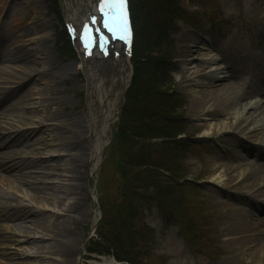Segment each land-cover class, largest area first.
Instances as JSON below:
<instances>
[{"label":"rangeland","instance_id":"1","mask_svg":"<svg viewBox=\"0 0 264 264\" xmlns=\"http://www.w3.org/2000/svg\"><path fill=\"white\" fill-rule=\"evenodd\" d=\"M177 2L186 15L184 20H176L178 31L168 33V40L173 42V47L168 50L174 56L172 89L184 100L178 112L183 129L189 136L188 140L184 141V150L182 149L180 153L161 147L158 145L161 141L159 139H151L149 142L140 139L133 143L132 138H127L126 145L115 143L116 140L113 139L116 123L125 102L126 88H123L120 82L113 83L117 91L115 97H112L113 123L106 132V142L94 170L90 169L94 134L91 133L89 139L84 141L89 157L87 166L80 167L86 176L81 197H85L88 214L77 223L74 230L76 245L72 256L73 264H127L117 261L110 251L102 253L92 249L93 242L97 241L96 232L99 229L101 214L105 211L108 215L117 217L121 213L119 206L127 204L124 180L117 172L115 163L123 161L124 153L132 154L129 148L131 143L135 147L155 143V147L148 153L151 159L166 169L169 164L175 162L173 166L180 169L171 178L167 172L159 171L158 179L163 185L165 180L171 182L169 193L160 197L164 199L163 203H158L155 199L153 205L142 202L144 192L141 189L133 199L141 223L150 228L155 236L151 245L135 250L136 256L133 259L138 264H235L231 257L234 250L233 242L227 241L229 236H223L222 230L241 218H251L259 222L262 229L264 228V120L259 116L264 105V100L260 99L264 89L260 95L242 100L239 106L219 108V111L214 113L215 119L220 120L219 125L202 113L196 115L191 110V100L197 96V92L201 89H210L200 84L202 81L196 78L197 75L203 74L202 70L209 73V76L227 78L229 74L224 68L228 64L234 66L232 63L237 62V58L245 54L246 59L236 65L240 74L246 76L250 82L261 77L260 71L254 69L255 62L258 68L264 66V0H177ZM89 3V0H58L60 11L57 13L53 0H50V3L48 0H0V50L3 52V58L0 59V89L14 90L18 84L28 79L26 76L34 78L19 90L22 93L21 97L25 95L22 104L10 114L0 116V124L6 127L9 135L7 138L18 140L16 145L25 151L21 157L32 160L45 159L50 155L66 157L68 152L56 147L60 141H66V136L62 137L52 130L51 124L62 123L63 118L77 111L84 112L87 120H90L92 115L95 118L98 116L97 95L91 92L87 73L80 69V55L69 39L65 26L68 8V16L77 12L81 21L85 10L90 8ZM130 3L136 33L132 0ZM44 37L49 46L50 60L59 66L67 64L77 72L72 71L58 83L60 91L54 90L46 75H40L46 69V61L37 51V46L40 38ZM191 41L195 44L190 43ZM196 43H200L199 47L202 49L193 55L192 61H188L191 58L185 59V56H182L185 45H197ZM62 49L64 51H61ZM14 53L18 58H12ZM145 55L151 59L155 57L156 51L151 49ZM199 61L211 63L198 67ZM128 65H131L130 61ZM185 69L186 76L192 79L190 83H185ZM98 74L106 76L102 71H98ZM129 83L130 79L126 85ZM53 100L59 107L61 120L44 122L48 127L38 130V124L35 122L41 121L57 107L52 104ZM256 102L258 106L255 108L246 106ZM23 107L29 112H25ZM15 115L19 120L24 117L30 119L27 127L34 130L30 138H19L18 132L26 126L16 122ZM228 115L231 117L230 120L225 119ZM241 120L242 128L248 124L246 129L236 127ZM251 131L258 133L257 139L249 137ZM184 137L180 135L177 138L183 141ZM157 146L161 148L157 149ZM254 146L260 147L257 152L251 151ZM0 150L3 151L5 148ZM231 154L239 155L240 163L236 162V158H232ZM220 163L233 168L237 166L232 174L244 176L245 180L237 190L225 186L229 175L223 168L218 167ZM170 166L168 170L171 176L173 167ZM37 168V171L43 174L42 180L45 181L37 183V186L58 187L69 183L70 173L63 166L57 169L50 165ZM206 170L211 172L208 173ZM17 186L15 182L0 181L2 198L0 202L4 204L7 201L11 209L26 207L27 210L34 212V216L36 214L38 223L36 225L25 218L18 219L7 225L17 223L22 227L11 230L10 228L5 230L6 223L2 224L0 233L10 236L12 242L4 247V252L8 253V256L0 254V264L57 262L60 257L54 252L55 231L47 232L41 225L43 223L44 226H54L57 216L64 213L67 201L63 199L62 203L57 204V197L60 196H48L43 193L32 197L26 186L23 188ZM232 190L259 204L250 207L246 203L234 201L228 195L235 193ZM94 220L96 222L93 224ZM261 238L264 240V234ZM255 245L250 242L247 245V252L256 253L252 249ZM241 258L242 261L238 264H260L256 261L249 263L250 259L245 254L241 255Z\"/></svg>","mask_w":264,"mask_h":264},{"label":"bare ground","instance_id":"2","mask_svg":"<svg viewBox=\"0 0 264 264\" xmlns=\"http://www.w3.org/2000/svg\"><path fill=\"white\" fill-rule=\"evenodd\" d=\"M90 5V7H92L93 9V15L97 16L100 7L96 8V4H93V0H90ZM90 15L86 14V17L82 19V21H84L87 26L91 25ZM82 21H77L74 18L71 19V21L69 22L71 24L72 31V23L76 22L77 24H81ZM91 26L94 27L93 25ZM73 36L80 52V58L83 62H80V69L85 70V72L87 73L89 77V85L91 86L90 88L92 90L91 92H94L97 95L99 107L98 116L96 118L92 115L90 116V120H87L84 112L82 113L81 111H77L74 114H70L66 118H63L64 122L62 121V123L51 124L52 130H55L57 133L62 135V137L64 135L66 136V141L62 140L59 142V144L56 145V147L60 148L62 151L68 152L66 157H63V159L58 156L54 157L53 155H50L45 159L37 160L21 157L22 154L25 153V151L23 149H20L16 145L18 140H10L7 138L9 135L7 133L6 127L0 124V149L5 148V150L3 151L0 150V181L15 182L16 184H18L17 187L19 188H23L26 186L27 189L32 193V197L43 193L48 196H60L57 197V204L62 203L63 199L64 201H67V203L65 204L64 213L57 216V220L54 226H44L43 223L41 225L43 230L47 232L49 231L52 233V231H55V233L53 232L54 236L56 237V241H53L55 248L54 252L58 254L60 259L57 262H53L52 264H73L72 256L76 245L74 230L77 223L82 221L83 217L88 214V209L85 204V197H81V192L84 188V177L86 178V176L83 172H81L80 167L85 168L87 166L89 157L88 148H86L84 141L86 139H89L91 133L94 134L92 139V149L90 153V158L92 160V166L90 169L94 170L96 163L100 159L102 146L106 142V132L113 123L112 119L114 115L111 112V108L114 105V101L112 100L117 94L116 89L113 87V83L120 82L123 87L126 85L129 78V68L127 65L128 52H126L125 49L122 48V42H110L108 47H102V50H104L105 52L95 51L94 49L92 51L90 50V52H87V50L81 46L80 35L77 31L76 34H73ZM193 42L194 41H191L190 43ZM105 44L106 41L102 42V45ZM196 44L197 45H185L182 56H185V59L191 58L188 59V61H192L193 55L199 52L200 49H202L201 47H199L200 43ZM37 51L44 56L43 59L46 61V69L40 75H46L47 78L50 79L54 90L60 91L58 83L66 76H69V74H71L72 71L74 72L75 70H72L71 67L67 64L63 63L59 66L58 64L50 60L49 46L45 37L40 38V40L38 41ZM108 52H110V56H107V54H109ZM16 53L13 54V59L18 58V53ZM1 58H3V52L0 50V59ZM20 59L21 58L19 57V60ZM245 59L246 55L242 54L237 58V62L232 63L234 64V66H229L228 64V66L224 68L225 72L229 74V77L227 78L209 76V73H204V70H202L203 74H199L196 76V78L202 81L200 84L206 87H210V89L208 90L201 89L200 91H198L197 96L193 97V99L191 100V110H193L196 115L202 113L208 118L216 121V123L219 125L220 120L215 119L214 114L216 111H219V108L222 109L239 106L241 105L242 100L248 99L250 98V96L260 95L262 93L264 89V66L258 68V64L257 62H255L254 70L260 71L259 74L261 75V77L256 79L254 82H250L248 81L246 76H242L240 74L239 68H236L237 63L242 62ZM199 62L201 64L199 63L198 67H200L201 65L204 66L205 64L210 65L211 63L204 61ZM98 71L105 72L107 77L99 75ZM186 72L187 69H185V83H190L192 79H189L186 76ZM26 78L28 79L18 84L16 89L14 90L5 88L0 89V116L10 114L12 110L22 104L25 95L21 97L22 93L19 90L30 83L32 79L34 80L33 77L30 79V76H26ZM19 93L21 94L19 95ZM260 99L264 100V93ZM52 104L57 107H55L52 112L44 116L42 118L43 121L41 120L35 122L36 124H38V130L48 127L44 122L61 120L62 116L60 111L58 110V105L54 100ZM246 106H248L249 108H255L258 106V102L254 104H247ZM263 106L261 107L259 115L261 116L260 118L262 120H264ZM23 108L25 112H29L26 107ZM14 117L16 118V122H19L20 124L26 126L24 127V129H21L18 132L19 138H30V136L34 133L33 129L27 127V125L31 122L30 119L24 117L19 120L18 116L15 115ZM225 119L230 120L231 117L228 115L225 116ZM247 125L242 128L243 120H241L240 122H238L236 127H239L241 130H243L247 128ZM201 126L204 125L201 124ZM257 134L258 133L251 131L249 132V137L257 139ZM259 148L260 147L254 146L251 151L257 152ZM246 150L250 151V149ZM231 157L236 158V162L240 163L241 157L239 155L231 154ZM47 165H50L51 167L56 169L62 166L65 167V169L70 173L68 178L69 183L62 184L58 187H47L46 185L37 186V183L45 182L42 180L43 174L40 171H37V167ZM218 167L223 168V171L227 175H229V178H227L225 182L226 187L237 190L242 186L243 181L245 180L244 176L238 177L232 174L234 168H236L237 166H234L233 168L220 163ZM206 171L208 173L211 172V170ZM234 192V194L228 193L229 197L234 201L246 203L250 207L259 204L258 202L251 200L250 198L242 197L241 195L237 194L236 191ZM56 193H59L60 195H56ZM0 199H2L1 196ZM33 213L34 212L27 210L26 207L11 209L7 201L4 204L0 202V227L3 223H6L4 228L5 230L7 228H10V230L12 228L20 229L22 227L21 224L14 223L12 225H7V223L22 218H25V220L28 219L29 221H33V223H36L37 225V217L36 214L34 216ZM249 219L241 218L235 220L228 227L222 230L223 236H229L227 238V241L233 242L232 247L234 248V250L231 254V257L234 259L235 264H238V262L242 261L241 255L243 254H245L250 259L249 263H251L252 261H256L257 263L262 264L264 258V240H261V237L264 234V228H261L259 222H256L251 218ZM95 222L96 220L93 221V224ZM27 241H29L28 238ZM9 242H12L10 236L6 235L5 233H0V254L2 256H8V253L4 252V247H7V243ZM250 242L256 244L255 247L252 248L254 249V251H256V253L251 254L250 252H247V245Z\"/></svg>","mask_w":264,"mask_h":264},{"label":"trees","instance_id":"3","mask_svg":"<svg viewBox=\"0 0 264 264\" xmlns=\"http://www.w3.org/2000/svg\"><path fill=\"white\" fill-rule=\"evenodd\" d=\"M132 6L134 23L137 25L133 54L134 78L125 95L114 141L126 145L127 138H132L133 143L140 139L144 142L159 139L158 145L180 153L189 136L183 129L178 112L184 100L172 89L174 56L168 50L173 47V42L168 40V33L178 31L176 20H184L185 11L179 8L177 0H132ZM151 49L156 51V55L148 59L145 53ZM180 135L185 136L183 141L177 138ZM133 143L129 144L132 154L124 153L123 161L115 163L117 172L124 180L127 204L119 206L121 213L117 217L105 211L101 214L97 241L93 242L92 250L102 253L110 251L118 260L138 264L133 259L135 250L151 245L155 236L150 228L141 223L133 199L141 189L144 192L142 202L150 204L155 199L163 203L164 199L160 197L169 193L171 182L165 180L163 185L158 179L159 171L167 172L171 178L180 169L173 166L175 162L169 164L168 169L170 165L173 167V175L170 176L168 169L148 155L155 143L137 147Z\"/></svg>","mask_w":264,"mask_h":264},{"label":"snow or ice","instance_id":"4","mask_svg":"<svg viewBox=\"0 0 264 264\" xmlns=\"http://www.w3.org/2000/svg\"><path fill=\"white\" fill-rule=\"evenodd\" d=\"M123 3H124V0H119V4H117L115 2V0H104V4H106L109 9H113V8H116V7H119L121 9V12H120V23H121V25H123L122 30L124 32H127L126 17H125V14L123 12ZM101 10L103 11V7H102ZM105 27H108L112 31L116 30V29L112 28L111 24H109V22L107 20L105 21ZM86 47H87V45H86Z\"/></svg>","mask_w":264,"mask_h":264}]
</instances>
